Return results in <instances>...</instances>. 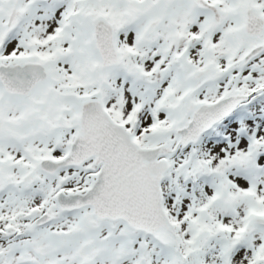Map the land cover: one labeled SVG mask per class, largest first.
Returning <instances> with one entry per match:
<instances>
[{
  "label": "snow or ice",
  "instance_id": "snow-or-ice-1",
  "mask_svg": "<svg viewBox=\"0 0 264 264\" xmlns=\"http://www.w3.org/2000/svg\"><path fill=\"white\" fill-rule=\"evenodd\" d=\"M0 264H264V0H0Z\"/></svg>",
  "mask_w": 264,
  "mask_h": 264
}]
</instances>
